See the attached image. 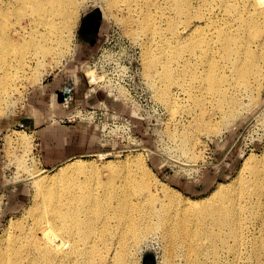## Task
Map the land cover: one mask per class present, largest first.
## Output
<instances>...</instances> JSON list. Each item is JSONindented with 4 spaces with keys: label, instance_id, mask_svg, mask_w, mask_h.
<instances>
[{
    "label": "bare ground",
    "instance_id": "bare-ground-1",
    "mask_svg": "<svg viewBox=\"0 0 264 264\" xmlns=\"http://www.w3.org/2000/svg\"><path fill=\"white\" fill-rule=\"evenodd\" d=\"M92 1L0 0V115L25 100L18 87L23 77L41 84L48 66L71 56L70 32ZM95 1L129 11L122 24L137 29L127 34L148 37L144 75L172 117L178 104L184 107L173 89L189 94L191 105L180 112L190 116L188 126L170 130L182 153L197 141L192 132L222 134L258 102L241 105L264 78L263 0L244 8L229 0ZM93 72L91 83H100ZM23 159L16 162L25 165L20 170L34 188V204L25 220L6 228L0 264H135L137 250L154 237L162 242L163 264H264V239L259 244L256 233L264 212V152L246 157L232 184L218 183L202 200L176 198L180 191L154 178L142 154L136 167L76 161L52 176L32 171ZM104 172L111 174L106 181L99 177Z\"/></svg>",
    "mask_w": 264,
    "mask_h": 264
},
{
    "label": "rangeland",
    "instance_id": "rangeland-1",
    "mask_svg": "<svg viewBox=\"0 0 264 264\" xmlns=\"http://www.w3.org/2000/svg\"><path fill=\"white\" fill-rule=\"evenodd\" d=\"M250 1L229 0L230 4L241 8L246 7ZM106 8L107 6L105 7L101 2L93 0L82 9L79 18L73 25L72 35L70 32V43L74 48L71 56L59 67L48 66L49 70H47L43 84L30 85L31 83L23 77L20 81L22 84L18 87L22 86L20 89L23 90L22 97L25 100L20 103V106L11 108L6 114L0 115V248L8 240L9 234H5L9 225L19 220H25L29 209L34 204V188L26 179L27 175L23 174L25 170L24 172L20 170L24 169L25 165L20 167L17 164L24 157L27 164L31 166V170L33 169L32 171L37 170L38 173L52 176L61 168L76 161L93 163L99 168L111 160L116 161L122 169L126 165L136 167L133 160L138 154H142L146 165L155 176L154 178H159L180 191V193L174 191L176 198L202 200L219 182L232 184L246 157L251 154L258 157L263 156L264 78L260 88L254 83L241 97V105L250 104L253 99H256L258 102L254 106L245 110L235 123L227 130H223L222 134L192 132V139L197 138V141L193 143L192 151L186 154L182 153L178 149V142L170 132L188 126L190 116H186L185 113L182 115L180 112L186 109L185 106L191 105L189 94L181 87L173 89L174 98L184 107L182 108L178 104L176 116L172 117L170 109L155 98L154 90L144 75L143 47H145L144 44L148 37L141 34L139 38H134L127 34L130 32L128 31L130 28L137 29L135 25L122 24V18L125 16L131 18L132 14L129 11L125 9L124 11L123 8L117 9L118 11L116 8L113 10H106ZM92 11L98 13V29L100 30L98 36L96 33L86 37L85 32L82 34L81 31ZM128 17L125 20H129ZM22 21L23 23L27 22L26 20ZM88 44L90 45L84 48ZM72 61L77 64L79 72L82 73L92 91L111 95L118 106L111 105L113 100L101 101L92 106L73 107L69 114L63 117H56L52 107L50 109L51 123L94 127L98 131L102 150L76 157L58 167L48 168L44 165L40 154L39 133L35 127L36 119L30 118L28 113L30 110L29 99L33 93L42 90L48 79L55 76L67 63ZM121 67H125V70H122ZM103 69L107 71V76L111 78L114 86H108V82L107 84L91 83L89 77L94 76L93 70H96L99 76H103ZM120 87L127 92L125 97L137 99L138 103L135 104V108L129 104V100L120 99V97H124L119 91ZM83 108L96 111V114L92 117L82 116L80 112ZM115 114L129 115L132 118H120L114 116ZM43 123L46 124V121L40 122L38 125ZM183 123L186 125L183 126ZM24 146L28 150H24ZM20 157L22 158L20 159ZM221 167L229 169V173L221 179L212 181V171L222 169ZM109 176H111L110 172L99 175L102 181H106ZM94 177L97 176L94 175L91 178ZM17 188L22 190L23 202L15 209L12 206L5 211L8 203V191ZM259 215V228H256V233L260 244L264 239V222L261 221L264 219V212L260 210ZM191 221H196L195 216L191 217ZM14 232L15 230H9L10 236ZM246 252L245 250L244 258L247 256ZM164 256L161 240L154 237L137 250L135 264H163ZM169 260L170 264H185L182 259Z\"/></svg>",
    "mask_w": 264,
    "mask_h": 264
},
{
    "label": "crops",
    "instance_id": "crops-1",
    "mask_svg": "<svg viewBox=\"0 0 264 264\" xmlns=\"http://www.w3.org/2000/svg\"><path fill=\"white\" fill-rule=\"evenodd\" d=\"M98 13L89 14L88 24L84 35L99 34ZM90 44L84 45L87 48ZM112 96L104 92H94L86 79L79 72L76 63L69 62L55 76L48 79L42 90L33 93L29 99L30 118L36 119V129L39 133L40 154L44 165L48 168L58 167L76 157L89 155L102 150L98 131L94 127L84 125H68L51 123L50 109L53 107L56 117L67 116L73 107L96 105L101 101H111L117 105ZM114 103V104H113ZM119 109V108H118ZM46 121V124L38 125ZM212 171L213 180L221 179L229 173V169ZM225 172V173H224ZM220 183V182H219ZM6 209L20 206L23 194L20 188L9 190L7 193Z\"/></svg>",
    "mask_w": 264,
    "mask_h": 264
},
{
    "label": "built area",
    "instance_id": "built-area-1",
    "mask_svg": "<svg viewBox=\"0 0 264 264\" xmlns=\"http://www.w3.org/2000/svg\"><path fill=\"white\" fill-rule=\"evenodd\" d=\"M119 69H120V66H119ZM122 70H125V67H121ZM103 72H104V75L102 76V81L101 83H106L107 82L109 84H107L108 86L112 87V85L114 86L115 84H113L111 78L109 76H107V71L105 69H103ZM111 83V84H110ZM126 100V99H125ZM128 100H129V104H132V107L135 108V104H137V99L135 97H128ZM101 108V107H100ZM103 109V108H102ZM138 112V111H137ZM81 115L82 116H85V117H92L94 116V114H96V111H90L88 109H81ZM114 116L116 117H120V118H132V116H129V115H119V114H115ZM66 118V117H65Z\"/></svg>",
    "mask_w": 264,
    "mask_h": 264
},
{
    "label": "flooded vegetation",
    "instance_id": "flooded-vegetation-1",
    "mask_svg": "<svg viewBox=\"0 0 264 264\" xmlns=\"http://www.w3.org/2000/svg\"><path fill=\"white\" fill-rule=\"evenodd\" d=\"M89 20V19H88ZM88 20H86L84 23H85V25H83V30L81 31L82 32V34L84 33V31H85V28H86V25L88 24Z\"/></svg>",
    "mask_w": 264,
    "mask_h": 264
},
{
    "label": "water",
    "instance_id": "water-1",
    "mask_svg": "<svg viewBox=\"0 0 264 264\" xmlns=\"http://www.w3.org/2000/svg\"><path fill=\"white\" fill-rule=\"evenodd\" d=\"M153 258V257H152ZM154 259V258H153Z\"/></svg>",
    "mask_w": 264,
    "mask_h": 264
}]
</instances>
